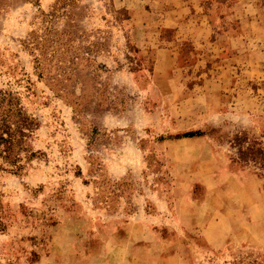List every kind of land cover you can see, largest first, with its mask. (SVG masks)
<instances>
[{
	"label": "rangeland",
	"instance_id": "obj_1",
	"mask_svg": "<svg viewBox=\"0 0 264 264\" xmlns=\"http://www.w3.org/2000/svg\"><path fill=\"white\" fill-rule=\"evenodd\" d=\"M1 101L0 264H264V0H0Z\"/></svg>",
	"mask_w": 264,
	"mask_h": 264
},
{
	"label": "trees",
	"instance_id": "obj_2",
	"mask_svg": "<svg viewBox=\"0 0 264 264\" xmlns=\"http://www.w3.org/2000/svg\"><path fill=\"white\" fill-rule=\"evenodd\" d=\"M0 111L3 113L4 117L8 118L11 116V110L3 106V101L0 102ZM3 118L5 120H8ZM25 125L27 126L26 129L22 128L24 124L12 126L11 123L5 124L3 126V133L0 134V141L6 144V152H8V156L12 155L16 157V147L17 144L20 142L17 139L19 134L26 135L25 133L28 131H32L31 128L33 127L34 121L32 119L24 118ZM2 126V125H0ZM19 127V128H18ZM21 127V128H20ZM18 134V135H17ZM202 133L199 131H192L183 134L184 137H194L199 136ZM20 137V136H18ZM235 143L238 149V158L241 161H252L255 164H259V166L264 170V146L261 142H257L256 140L250 141L247 137L237 136L235 138Z\"/></svg>",
	"mask_w": 264,
	"mask_h": 264
}]
</instances>
